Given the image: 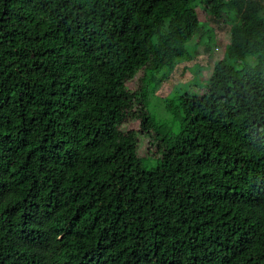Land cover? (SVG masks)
Masks as SVG:
<instances>
[{
  "label": "trees",
  "instance_id": "trees-1",
  "mask_svg": "<svg viewBox=\"0 0 264 264\" xmlns=\"http://www.w3.org/2000/svg\"><path fill=\"white\" fill-rule=\"evenodd\" d=\"M201 2L230 40L173 131L127 82L191 58L197 1L0 0V264H264V0Z\"/></svg>",
  "mask_w": 264,
  "mask_h": 264
},
{
  "label": "rangeland",
  "instance_id": "rangeland-1",
  "mask_svg": "<svg viewBox=\"0 0 264 264\" xmlns=\"http://www.w3.org/2000/svg\"><path fill=\"white\" fill-rule=\"evenodd\" d=\"M198 2L197 14L199 19L202 21V26L199 32L194 35L190 40L189 44L187 43V51L191 54L189 60H182L180 64L175 66L171 71L164 70L161 80L158 84L153 87V82L148 84L147 79L141 78L142 73L139 72L137 75L129 80L127 84L135 92L136 96L142 95L148 99L149 110L155 118L156 122L161 126L172 127L173 131L177 128V120H175L174 111L171 112L168 110L167 100L175 105L178 101V97L182 93H188L191 95H198L204 90V83L202 79L209 76L213 62L216 58H219L222 54V48L230 40V19L223 15L222 18L213 23L207 21L206 15L202 10L201 0H195ZM227 12H230L227 9ZM215 24V25H214ZM212 29L214 33L215 46L212 47V50H207L205 48L206 42L209 39L208 30ZM212 38V37H211ZM254 56H251L252 58ZM200 72H199V71ZM161 73L156 74L160 76ZM149 76V75H146ZM152 85V86H151ZM128 128H139V120L134 119L127 121L122 125V129ZM153 133V132H151ZM140 139V148L139 154L146 155L147 152L153 153L152 145L148 143L143 136H139ZM150 148V150H149ZM145 165L147 167H154L157 164L156 156H150L144 159Z\"/></svg>",
  "mask_w": 264,
  "mask_h": 264
}]
</instances>
